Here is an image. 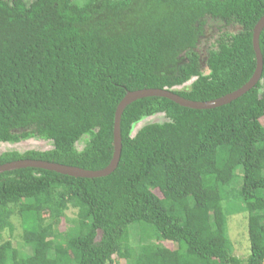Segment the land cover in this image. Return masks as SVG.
Returning <instances> with one entry per match:
<instances>
[{
    "label": "trees",
    "instance_id": "trees-1",
    "mask_svg": "<svg viewBox=\"0 0 264 264\" xmlns=\"http://www.w3.org/2000/svg\"><path fill=\"white\" fill-rule=\"evenodd\" d=\"M263 14L264 0H0V143L52 145L2 152L0 164L104 168L126 92L166 88L206 101L234 91L255 69L252 31ZM258 42L261 77L229 103L192 109L160 96L129 103L110 174L1 172L0 232L12 233L18 216L29 250L0 242V264H120L114 255L125 264H264V27ZM156 114L165 119L133 134ZM239 171L249 240L243 258L231 250L222 201ZM71 207L76 217L58 230Z\"/></svg>",
    "mask_w": 264,
    "mask_h": 264
},
{
    "label": "rangeland",
    "instance_id": "rangeland-1",
    "mask_svg": "<svg viewBox=\"0 0 264 264\" xmlns=\"http://www.w3.org/2000/svg\"><path fill=\"white\" fill-rule=\"evenodd\" d=\"M79 2H83L84 0H77ZM213 30L210 32L208 40L212 42L215 38V32L217 30ZM214 41V40H213ZM191 81V80H190ZM189 84V82H187ZM178 88V87H176ZM165 119L163 114H156L150 117H146L139 122H137L133 127V134L134 132L142 126L144 123L151 122V121H163ZM84 139L79 140L75 146L78 150H80L84 145ZM52 147L50 141L45 140H36V139H26L17 143H0V154L5 151L9 150H17L19 152H23L25 150L34 149L38 151H43L50 149ZM241 184V172H238L237 177L231 181L229 186H227L223 191V205L227 212V223H226V233L229 240V244L231 247L232 252L239 256V257H246L249 252V240H248V233H247V218H246V211L241 207L242 204L240 198L238 197L237 192L240 190ZM159 194V192L157 191ZM76 209L75 208H68L65 212V216L61 218V222L59 225L60 231L65 230L70 224V220L76 217ZM48 212L44 210L38 218L41 221H46L48 219ZM18 219L19 217L16 216ZM14 217V230L10 233L7 229H4L0 232V242L5 240H10L12 245L17 248H23L26 252L28 251L29 247L23 246L22 241L20 238L21 234V227L19 225L18 219ZM132 225L129 227L131 228ZM150 242H159L166 247H173V243L170 241H157L153 238L148 239ZM139 242L138 239V232L136 229H131L129 234V243L132 246H136ZM59 248H63V245H57ZM114 260L120 262V264H125L123 259L118 258L116 255L113 256Z\"/></svg>",
    "mask_w": 264,
    "mask_h": 264
},
{
    "label": "water",
    "instance_id": "water-1",
    "mask_svg": "<svg viewBox=\"0 0 264 264\" xmlns=\"http://www.w3.org/2000/svg\"><path fill=\"white\" fill-rule=\"evenodd\" d=\"M264 27V14L258 19L255 23L252 31V47L255 54V69L248 79L241 87L235 89L234 91L227 93L223 96H220L215 99L206 100V101H193L186 98H183L173 92L172 90L163 88H144L138 89L134 91H128L124 94L121 100L118 102L115 113H114V120H113V151L112 156L109 163L101 169L98 170H89L83 169L77 166L72 165H64L55 162H49L45 160L39 159H17L10 162H6L0 164V173L4 171H10L17 168L23 167H37L46 170H52L58 173L70 175L73 177H87V178H94V177H101L110 174L117 166L120 152H121V135H120V117L123 109L132 101L148 96H160L165 97L180 106L188 107L192 109H209L221 106L223 104L229 103L233 99L241 96L249 89H251L260 79L261 71H262V56L259 49V34Z\"/></svg>",
    "mask_w": 264,
    "mask_h": 264
}]
</instances>
